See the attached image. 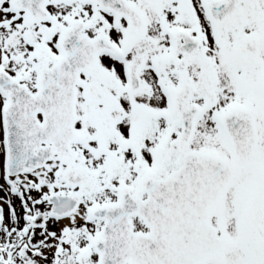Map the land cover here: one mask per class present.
Wrapping results in <instances>:
<instances>
[{
	"label": "snow or ice",
	"instance_id": "obj_1",
	"mask_svg": "<svg viewBox=\"0 0 264 264\" xmlns=\"http://www.w3.org/2000/svg\"><path fill=\"white\" fill-rule=\"evenodd\" d=\"M0 264H264V0H0Z\"/></svg>",
	"mask_w": 264,
	"mask_h": 264
}]
</instances>
